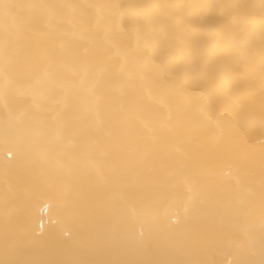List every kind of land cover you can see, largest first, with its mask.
<instances>
[{
    "label": "bare ground",
    "instance_id": "obj_1",
    "mask_svg": "<svg viewBox=\"0 0 264 264\" xmlns=\"http://www.w3.org/2000/svg\"><path fill=\"white\" fill-rule=\"evenodd\" d=\"M0 264H264V0H0Z\"/></svg>",
    "mask_w": 264,
    "mask_h": 264
}]
</instances>
